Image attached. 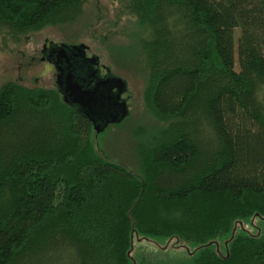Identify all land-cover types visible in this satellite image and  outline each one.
<instances>
[{
	"label": "trees",
	"instance_id": "trees-1",
	"mask_svg": "<svg viewBox=\"0 0 264 264\" xmlns=\"http://www.w3.org/2000/svg\"><path fill=\"white\" fill-rule=\"evenodd\" d=\"M86 1L0 0V52ZM118 1L142 26L158 123L134 131L139 175L94 149L102 116L3 82L0 264H264V0ZM172 248L186 255L159 261Z\"/></svg>",
	"mask_w": 264,
	"mask_h": 264
},
{
	"label": "rangeland",
	"instance_id": "rangeland-1",
	"mask_svg": "<svg viewBox=\"0 0 264 264\" xmlns=\"http://www.w3.org/2000/svg\"><path fill=\"white\" fill-rule=\"evenodd\" d=\"M80 17L69 25L47 26L24 33L0 52V86L16 81L27 87L50 88L57 85V71L53 64L42 59L43 48L53 44L84 45L85 54L97 56L98 65L125 84L121 98L127 101V115L120 120L106 117V126L92 133L94 149L104 159L124 165L133 175H139L134 144L136 128L158 124L145 111L141 100L146 80L142 65L139 37L143 33L135 16L120 8L118 0H87ZM237 30L234 31V35ZM53 43V44H51ZM235 68L237 65L235 64ZM114 88V87H113ZM145 253L153 257V246L145 244ZM159 261L173 263L186 255L181 249H164Z\"/></svg>",
	"mask_w": 264,
	"mask_h": 264
},
{
	"label": "water",
	"instance_id": "water-1",
	"mask_svg": "<svg viewBox=\"0 0 264 264\" xmlns=\"http://www.w3.org/2000/svg\"><path fill=\"white\" fill-rule=\"evenodd\" d=\"M56 46L58 48V52L61 54H58L57 58H59L60 62L58 63L57 67H55V70L57 71L56 86L59 92H61L62 99L65 103L70 105L75 104L79 107H82L94 117H103L101 120L100 118L97 119V122H94L92 119V126L94 127L95 132H98V130H101L104 126H106V117L111 115L109 110H111L112 113L114 112V114H112L113 119H116L117 121L128 114L126 99L120 97V93L125 91V84L121 79L108 74L101 78H95V75L98 74L93 73L94 70L88 72L89 69H87L88 71H86L84 75V78L87 81L85 84H80L79 81L83 80V78L76 80V67L83 69L82 67L85 65L86 68H88V65L86 64L87 60L92 62L95 60L96 56H86L87 60H85L83 58L84 45L70 46L59 44V46ZM90 81H94L95 84L93 86H89ZM117 81H119L121 84L118 85ZM67 84L69 85L70 89L72 88V91L77 92L79 96L85 99L83 102H81V104H77L76 102H68L70 101L68 96H66L68 91L66 88L62 90V87H65ZM113 87L115 91L112 93L111 88ZM103 108L104 112L102 111ZM103 113L104 115L106 114L105 117L103 116Z\"/></svg>",
	"mask_w": 264,
	"mask_h": 264
},
{
	"label": "flooded vegetation",
	"instance_id": "flooded-vegetation-1",
	"mask_svg": "<svg viewBox=\"0 0 264 264\" xmlns=\"http://www.w3.org/2000/svg\"><path fill=\"white\" fill-rule=\"evenodd\" d=\"M43 52H44V55L41 56L42 59H46V61H48V63L50 64H53L54 67H57L58 63L60 62L59 61V58L58 57V54L61 55L59 52H58V48L57 46H48V49L46 50L45 47L43 48ZM83 54H84V50H83ZM92 65H95L97 67V69L94 70L93 73L95 74H98V75H105L109 70L106 68H103L102 66H99L98 65V60H97V56L95 58V60H93L92 62ZM93 67V66H92ZM98 75H95V78L98 77ZM89 82V81H88ZM91 82H93V85L95 84L94 81H90V84ZM118 85L121 84L119 81H117ZM92 85V86H93ZM115 87V86H114ZM68 91V93L66 94V96H68V99L70 101L68 102H76L77 104H81V102H83L85 99H83V97L79 96L77 94V92H74L72 91V88L70 89L69 88V85H65V87H62V90L65 89ZM119 100V99H118ZM89 104V103H88ZM116 106V105H115ZM110 108H111V104H110ZM102 111L104 112V108L102 109ZM111 115L114 114V112L112 113L111 110H109ZM106 115V114H105ZM104 113H103V116L105 117Z\"/></svg>",
	"mask_w": 264,
	"mask_h": 264
}]
</instances>
